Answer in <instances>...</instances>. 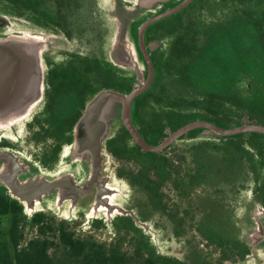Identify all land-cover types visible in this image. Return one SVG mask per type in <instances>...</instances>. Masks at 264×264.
I'll return each mask as SVG.
<instances>
[{
    "label": "flooded vegetation",
    "instance_id": "flooded-vegetation-1",
    "mask_svg": "<svg viewBox=\"0 0 264 264\" xmlns=\"http://www.w3.org/2000/svg\"><path fill=\"white\" fill-rule=\"evenodd\" d=\"M0 12L71 44L49 64L26 126L44 145L29 152L35 163L55 168L95 94L128 96L127 124L105 149L136 219H94L93 229L128 237L158 264L262 263L246 230L264 232V0H0ZM116 26L131 71L109 61ZM200 124L224 134L189 129Z\"/></svg>",
    "mask_w": 264,
    "mask_h": 264
},
{
    "label": "water",
    "instance_id": "water-1",
    "mask_svg": "<svg viewBox=\"0 0 264 264\" xmlns=\"http://www.w3.org/2000/svg\"><path fill=\"white\" fill-rule=\"evenodd\" d=\"M115 28L108 44L109 61L118 69L131 71L135 60L118 56L121 35ZM70 47L64 35L0 12V190L21 207L29 223L46 211L66 223L83 212L87 222L103 219L109 226L118 215L135 218L124 207L127 186L109 171L105 149L115 131L127 124L128 96L111 90L95 94L73 125L72 142L62 149L54 169L1 145L18 142L25 124L43 105L49 64L58 62ZM189 129H201L200 135L208 138L224 134L207 124ZM246 234L252 258L261 259L264 232L250 225Z\"/></svg>",
    "mask_w": 264,
    "mask_h": 264
},
{
    "label": "trees",
    "instance_id": "trees-1",
    "mask_svg": "<svg viewBox=\"0 0 264 264\" xmlns=\"http://www.w3.org/2000/svg\"><path fill=\"white\" fill-rule=\"evenodd\" d=\"M54 221L48 214L38 213L29 223L21 207L0 190V264H129L120 245L83 239L68 223L59 221L55 225ZM24 224L34 228L36 234L22 245ZM134 256L138 264H158L152 257H145L143 246L135 249Z\"/></svg>",
    "mask_w": 264,
    "mask_h": 264
},
{
    "label": "rangeland",
    "instance_id": "rangeland-1",
    "mask_svg": "<svg viewBox=\"0 0 264 264\" xmlns=\"http://www.w3.org/2000/svg\"><path fill=\"white\" fill-rule=\"evenodd\" d=\"M33 117L30 119V121L33 119ZM28 123L25 124L23 131L21 132V136L18 139V142L14 143V144L19 145L21 147L20 149L16 148L17 151L19 150V152L25 154L28 158H30L28 156L29 152L36 151V152L40 153L41 149H44V145H41V143H39L40 141L37 140L38 138L36 140L33 138L32 132L27 131L26 126ZM10 144H12V143H10ZM64 147H66V146H64ZM114 163L116 164V161ZM114 163H113L112 159L108 156L107 167L109 168V171L111 172V174L114 175L115 179L120 181L122 179H119L115 176V168H114L115 164ZM122 181L126 184L127 190H128V193H127L128 196H127L126 202L124 203V205H125V204L129 203L130 198L132 197V194H133V190L130 189V187L128 186V184L124 180H122ZM44 213L48 214L50 217H53L55 219V221H54L55 225L59 221H64L63 218H56L55 216H53V214H50L47 211ZM76 218L68 224H69V227L71 228V230L75 231L76 234H78V236L80 235V237L83 239H92L93 241H95L97 243L105 244L106 246L112 245L114 243L118 244V245H120L122 252H124L127 255V257L130 259L129 264H138L134 258L135 257L134 256V250L132 249V246H130L127 243L128 237L124 238L123 236H121L118 238L117 235L114 236V232H112V231L100 234L99 231H97L91 227V223H89V222H87V220H85L86 217L80 218V216L77 214ZM22 227H23L22 230H23V234H24V240L22 242V245H24L26 241H28L29 239H31L35 236L36 232H35L34 228L26 226L25 224ZM49 237H52V235L49 234ZM175 253H179V252L176 251ZM263 259H264V256L261 258V260H259L262 262V263L260 262L261 264L264 263ZM137 260H139V258H137Z\"/></svg>",
    "mask_w": 264,
    "mask_h": 264
}]
</instances>
